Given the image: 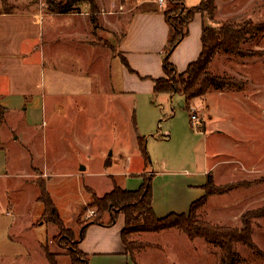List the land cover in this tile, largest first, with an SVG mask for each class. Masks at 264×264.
Returning a JSON list of instances; mask_svg holds the SVG:
<instances>
[{
  "label": "rangeland",
  "instance_id": "374dc122",
  "mask_svg": "<svg viewBox=\"0 0 264 264\" xmlns=\"http://www.w3.org/2000/svg\"><path fill=\"white\" fill-rule=\"evenodd\" d=\"M37 1L43 3L46 10L56 13L91 9L87 1L81 0ZM142 1L94 2L98 9L101 5L128 14L140 9ZM145 1L153 2L162 10L170 6L167 0ZM214 2V17L210 20L205 16V26L218 27L226 20L238 24H264V0ZM123 31L124 22L120 31L99 23L94 32L100 43L114 48ZM240 48L245 55L220 49L209 67L211 73L230 81L229 86L221 89L226 96L221 97L216 94L217 89L211 87L204 97L194 100L201 108L208 107L204 116L206 129L201 122L198 128L191 125L193 129L187 134L183 131L189 114L180 95L166 100L163 94L154 101L147 97L139 98V119L153 127L148 132V141L146 139L149 163H145L126 129H115L113 124L109 130L105 129L104 125L110 118L106 117L103 108L87 112V107L84 110L78 106L74 113L67 112L63 122L61 116L53 133L47 131V136H42L45 130L39 133L34 149L24 143L11 146L1 133L8 174L0 169V251L18 254L15 257L19 261L17 264H27L23 252L29 250L37 257L36 239L43 243L47 240V248L56 254L58 264H71L67 249L59 244L58 238L55 239L60 234L58 227L42 217L43 204L35 202L34 196L39 193L37 180L40 178L37 175L41 172H35L34 165L42 158L49 160L53 170L47 180L46 177L41 180L47 181V190L64 227L74 233L76 240L80 238L82 220H88L94 215H90V211H96L95 208H85L91 199L85 187L90 186L93 190L88 188L89 191L101 197L114 183L126 188L129 178L138 179L141 174L147 176L160 171L164 162L169 171L177 173L187 171L194 174L209 169L210 182L215 189L197 208L196 217L215 227L238 231L244 227L249 228V232L246 237L243 235V240L232 241L230 246L204 238L190 240L176 228L166 233H135L129 236V240L149 245L132 252L135 256L139 254L137 261L140 260L141 264H264V32L247 33ZM141 100L144 101L143 109ZM191 113L199 117L196 110H191ZM76 128L89 133L94 129L93 146L97 151L93 154L97 157L90 154L92 158L88 159L83 152L73 150L72 133ZM101 148L106 149V157L113 154L108 166L100 161ZM35 149L37 156L34 155ZM85 159L89 162L86 163ZM82 167H86L85 170H80ZM29 169L32 176L26 177ZM29 180H35V184ZM220 189L223 191H218ZM106 216L108 214L103 216L104 222L109 220ZM228 250L232 253L230 259ZM42 260V264H48L47 260Z\"/></svg>",
  "mask_w": 264,
  "mask_h": 264
},
{
  "label": "crops",
  "instance_id": "0c3cea01",
  "mask_svg": "<svg viewBox=\"0 0 264 264\" xmlns=\"http://www.w3.org/2000/svg\"><path fill=\"white\" fill-rule=\"evenodd\" d=\"M183 1L187 7L200 2ZM140 3V9L128 14L99 5L98 24L120 31L121 23L124 22L123 34L113 50L112 45L100 43L91 24L89 9L56 13L46 10L43 3L37 0H0V169L8 174L1 133H4L5 141L11 146L24 143L34 149L35 140L41 131L45 130L42 136H47V131L53 133L61 116L63 122L64 115L67 112L74 113L78 106L84 110L87 107V112L103 108L106 117L110 118L104 125L105 129L109 130L112 124L115 129H126L136 147L139 148V138L145 137L148 141V132L153 127L139 119V98L147 97L154 101L163 95H154L153 80L164 76L162 60L169 38V25L161 7L145 0ZM204 19L202 14L196 13L188 25L187 35L169 57L179 73L185 71L201 52ZM216 91L221 97L226 96L224 91ZM165 96L167 100L173 95ZM194 100L191 110L198 112L202 127L206 129L204 116L208 107L201 108ZM141 102L143 109L144 101ZM186 112L189 114L188 123L184 125L186 128L182 127L187 134L193 128L191 111ZM150 115L152 117L151 111ZM93 132L94 129L89 133L76 128L72 133L75 142L73 150L83 152L88 159L97 157L93 154L97 151L93 146ZM101 149L100 161L103 160L104 165L108 166L113 154L106 157V149ZM90 154L93 156L90 157ZM34 155L37 156L36 149ZM48 161L42 158L40 163L34 165V171L41 172L38 178L46 177L47 180L50 177L53 165ZM208 170L194 174L177 173L169 171L164 163L160 171H153L152 208L155 215L161 218L169 213H187L192 202L206 194L204 185L211 172ZM30 171H27L26 177L32 176ZM141 182V177L129 178L124 189L136 190ZM32 183L35 184V180ZM45 183L47 188V181ZM85 188L92 189L90 186ZM112 188L113 185L107 193ZM39 193L34 196L35 202H38ZM91 202L92 195L86 206ZM123 227L124 215L121 214L112 225L92 224L86 228L79 249L87 255V264H141L136 259L139 254L131 255L125 250L121 238ZM167 231L175 229L160 232ZM46 244L47 240L43 243L36 239L37 257L29 250L23 252L27 264H42V259L49 264L43 250ZM18 256L0 251V264H17L19 261L15 257Z\"/></svg>",
  "mask_w": 264,
  "mask_h": 264
},
{
  "label": "trees",
  "instance_id": "16d2710c",
  "mask_svg": "<svg viewBox=\"0 0 264 264\" xmlns=\"http://www.w3.org/2000/svg\"><path fill=\"white\" fill-rule=\"evenodd\" d=\"M81 1H87L91 6V24L94 30L97 29L99 9L94 2L95 0ZM167 1L170 6L162 10L165 21L169 25V38L162 60L164 76L153 80V93L154 95L178 94L183 96L184 108L190 112L193 99L205 96L211 87L221 90L231 84L226 77L215 75L209 71V64L215 54L220 49H225L239 55H245V52L240 48V43L245 39L247 33L264 32V24L255 25L252 22L238 24L236 21L226 20L219 23L218 27L203 25L201 52L198 58L187 66L185 71L179 73L169 60L171 53L187 35L188 25L196 13H200L204 17L208 16L212 20L216 6L214 0H200L193 7H187L183 0ZM112 49L115 50L113 47ZM138 146L145 163H149L150 157L147 152L145 137L138 139ZM153 173L147 176L141 174L142 182L136 190H127L114 183L110 192L104 194L102 197H97L94 192H90L87 189L92 195V202L86 208H95L96 211L91 216L92 218L90 217L80 224V238L77 240L74 237V233L64 227L58 210L47 191L46 183L41 178L37 180V185L40 190L37 201L43 204L42 217L58 227L60 234L55 239L58 238L59 244L67 249L71 264H87L88 262L87 255L79 249V242L84 238L86 228L92 224L112 225L121 214L124 215V227L121 231V238L126 252L131 255L134 250L144 249L149 246L129 240L130 235L141 232L153 233L176 228L185 233L190 240L204 238L206 241L225 243L228 246L231 245L232 241L243 240V235L245 237L247 236L249 228L244 229L243 227L239 231L219 228L201 221L196 217L197 208L205 201L208 194H212L211 190L215 189V186H212V182H210V173L207 175L206 184L204 185L206 191L205 196L192 202L187 213H169L164 217L158 218L152 208ZM218 191L223 190L220 189ZM105 214L109 216L107 222L103 221ZM43 250L50 264H58L56 254L51 253L47 245L43 246ZM228 253H231V251L228 250ZM231 255L232 253L228 256L229 259Z\"/></svg>",
  "mask_w": 264,
  "mask_h": 264
},
{
  "label": "built area",
  "instance_id": "2783aa9c",
  "mask_svg": "<svg viewBox=\"0 0 264 264\" xmlns=\"http://www.w3.org/2000/svg\"><path fill=\"white\" fill-rule=\"evenodd\" d=\"M159 4L161 5V1L159 2ZM190 122H191L192 126L198 128V126L201 123V120L199 119V117L196 114H193L190 112ZM185 173H188V172L185 171ZM93 213H94V211H90V215H92Z\"/></svg>",
  "mask_w": 264,
  "mask_h": 264
}]
</instances>
